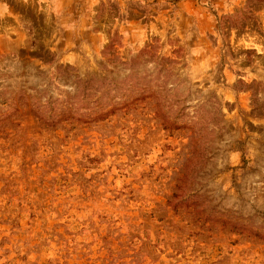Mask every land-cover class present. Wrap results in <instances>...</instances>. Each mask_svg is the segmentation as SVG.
<instances>
[{"label":"rangeland","instance_id":"1","mask_svg":"<svg viewBox=\"0 0 264 264\" xmlns=\"http://www.w3.org/2000/svg\"><path fill=\"white\" fill-rule=\"evenodd\" d=\"M0 264H264V0H0Z\"/></svg>","mask_w":264,"mask_h":264}]
</instances>
